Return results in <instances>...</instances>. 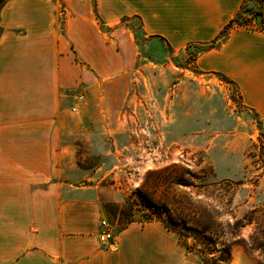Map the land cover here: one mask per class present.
<instances>
[{"label":"crops","instance_id":"crops-1","mask_svg":"<svg viewBox=\"0 0 264 264\" xmlns=\"http://www.w3.org/2000/svg\"><path fill=\"white\" fill-rule=\"evenodd\" d=\"M243 2L9 0L0 8V264H201L159 222L132 223L104 244L98 206L64 178L75 164L63 143L76 133L75 93L136 57L123 23L138 18L146 37L186 50L213 42ZM200 63L234 81L264 131V34L234 30Z\"/></svg>","mask_w":264,"mask_h":264},{"label":"rangeland","instance_id":"rangeland-1","mask_svg":"<svg viewBox=\"0 0 264 264\" xmlns=\"http://www.w3.org/2000/svg\"><path fill=\"white\" fill-rule=\"evenodd\" d=\"M256 3L245 9L256 11ZM122 25L137 55L117 60L128 69L75 93L76 133L63 141L75 168L64 178L98 206L113 237L132 223L170 217L201 231L175 235L201 264H231L230 253L238 264H264L260 116L231 78L202 68L198 48L175 50L146 37L138 18ZM101 28L108 36L113 30Z\"/></svg>","mask_w":264,"mask_h":264},{"label":"trees","instance_id":"trees-1","mask_svg":"<svg viewBox=\"0 0 264 264\" xmlns=\"http://www.w3.org/2000/svg\"><path fill=\"white\" fill-rule=\"evenodd\" d=\"M9 0H0V8L5 5ZM249 2H253L254 0H244L240 12L233 18L226 26L225 28L220 32V34L217 36V38L210 43V45L205 49L202 46L198 45H190L188 48H198L200 50L201 54H205L208 52H211L213 50H216L221 43L231 34L234 30H244L247 32H254V33H262L264 34V0H255L256 3V11H247L246 5ZM248 12L250 16L244 17V13ZM168 222H162V224L167 228L170 232L174 233L178 237H188L187 234H190V232L196 233V234H202L200 230L189 228L185 226V223L183 221L177 222L170 217H168ZM148 222H160V221H153L149 220ZM243 227V226H242ZM260 235L262 236V239L264 240V229L260 231ZM256 242H253L252 247L254 246ZM187 250L189 252H193L191 247L187 244L186 246ZM260 249L264 250V244L260 245ZM203 254V252H201ZM211 255V254H210ZM229 260H232V254L230 253ZM227 261L226 259L224 262ZM204 264H207L204 262ZM262 264V263H258Z\"/></svg>","mask_w":264,"mask_h":264},{"label":"built area","instance_id":"built-area-1","mask_svg":"<svg viewBox=\"0 0 264 264\" xmlns=\"http://www.w3.org/2000/svg\"><path fill=\"white\" fill-rule=\"evenodd\" d=\"M78 100L79 101L82 100V97L78 98ZM101 226L103 229V232L101 233V241L104 244L111 243L113 240V234H112L111 230L109 229L107 222L103 221L101 223Z\"/></svg>","mask_w":264,"mask_h":264}]
</instances>
